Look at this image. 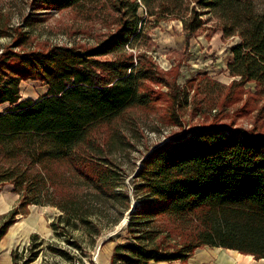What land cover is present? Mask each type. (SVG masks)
Here are the masks:
<instances>
[{
    "label": "trees",
    "instance_id": "1",
    "mask_svg": "<svg viewBox=\"0 0 264 264\" xmlns=\"http://www.w3.org/2000/svg\"><path fill=\"white\" fill-rule=\"evenodd\" d=\"M35 10L76 11L101 26L104 39L90 49L52 47L45 52L6 51L0 56V185L11 184L20 204L0 218V243L33 205L54 206L52 224L70 233L110 204L130 214V240L114 250L111 264L189 260L200 248H220L264 260V135L226 125L194 128L156 147L141 162L131 193L128 175L113 155L130 148L133 111L156 102L148 84H161L148 26L164 19L183 24L186 41L210 23L230 48L228 71L264 90V12L253 0H34ZM24 81H39L47 95L24 100ZM128 123L126 125V123ZM124 123V124H123ZM71 187L68 196L62 190ZM75 220V221H74ZM78 220V221H76ZM60 227V228H59ZM70 227H72L70 229ZM13 264H32L43 240L32 235ZM76 248L79 243L68 239ZM48 250L70 253L49 245ZM28 253V254H27Z\"/></svg>",
    "mask_w": 264,
    "mask_h": 264
},
{
    "label": "rangeland",
    "instance_id": "2",
    "mask_svg": "<svg viewBox=\"0 0 264 264\" xmlns=\"http://www.w3.org/2000/svg\"><path fill=\"white\" fill-rule=\"evenodd\" d=\"M253 1L263 13L264 0ZM34 5V0H0V56L6 51L46 53L61 46L90 49L104 39L105 29L84 21L76 11L35 10ZM148 28L153 45L150 55L158 66L161 84H148L156 102L150 109H137L126 117L132 122L127 131L132 145L113 155L120 173L128 175L124 183L131 193L134 176L147 155L194 128L226 125L264 135V90L254 82L233 78L228 71L233 60L230 48L240 41L238 37L225 40L222 30L210 23L186 41L182 22L172 18L152 23ZM46 91L39 81H24L21 85L24 100L43 97ZM8 108L0 106V112ZM7 186L12 185H0V189ZM70 190L74 189L68 187L62 194L66 197ZM131 202V211L117 226L110 228L111 220L119 212L109 204L98 208L101 214L89 217L92 225H97L94 230L76 222L78 226L70 227V233L62 227L58 230L57 233H67L62 237L55 235L52 228L63 216L61 210L31 205L26 209L27 215L19 216L12 229L11 235L16 240L13 244L23 253L32 243L30 236L39 235L43 250L32 264H111L114 249L130 240L127 225L137 204L134 197ZM19 204L20 199L15 197L12 208ZM67 238L76 240L80 248L69 245ZM52 244L70 253V258L48 250ZM169 264H264V261L231 250L205 247L183 263Z\"/></svg>",
    "mask_w": 264,
    "mask_h": 264
},
{
    "label": "crops",
    "instance_id": "3",
    "mask_svg": "<svg viewBox=\"0 0 264 264\" xmlns=\"http://www.w3.org/2000/svg\"><path fill=\"white\" fill-rule=\"evenodd\" d=\"M15 197L18 200L20 199L19 195L14 194L13 186H7L0 189V218L12 211V203L15 200ZM18 222L19 221H17V223ZM17 223L14 226H16ZM14 226L9 229L8 234L3 238L2 242L0 243V264H13L12 252L17 248V245L13 244L16 242V240L13 239L14 234L11 235ZM7 238H9V240L5 241Z\"/></svg>",
    "mask_w": 264,
    "mask_h": 264
}]
</instances>
